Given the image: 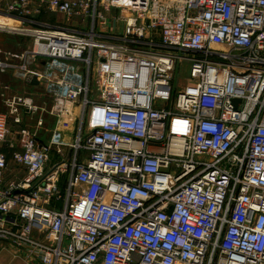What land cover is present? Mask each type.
Returning <instances> with one entry per match:
<instances>
[{"label": "built area", "instance_id": "built-area-1", "mask_svg": "<svg viewBox=\"0 0 264 264\" xmlns=\"http://www.w3.org/2000/svg\"><path fill=\"white\" fill-rule=\"evenodd\" d=\"M0 16L31 40L0 49L19 84L0 144L10 119L34 122L21 180L4 184L0 153L1 243L34 264H264V0H12Z\"/></svg>", "mask_w": 264, "mask_h": 264}, {"label": "crops", "instance_id": "crops-1", "mask_svg": "<svg viewBox=\"0 0 264 264\" xmlns=\"http://www.w3.org/2000/svg\"><path fill=\"white\" fill-rule=\"evenodd\" d=\"M11 1L12 0H0V10H6L9 7ZM0 24L11 25V26L13 25L12 22H10L7 19H4L1 16H0ZM15 37H19V36L15 34H11V33L0 32V49L3 52L9 51L15 55H19L22 51H19V52L16 51L15 43L12 41L7 42L8 39H12ZM13 82L14 81L11 79V76L9 74H0V105H1L0 110L4 108V111H5V107L2 104V98H1V93L3 91L4 86L7 84H10L12 91H14L13 92L14 94L19 89V86H18L19 84H16L15 82L14 83ZM10 94L12 93L10 92ZM4 111H0V112H4ZM32 129H34V126H32ZM70 130H72V126H70ZM47 131L48 129H45L43 132L47 133ZM19 134L20 133H16V136L14 137L10 136L9 143L7 145L0 144V153L5 154L8 160V168L3 174L5 185H8L11 182H17L25 176V170L22 167L16 165L14 161L12 160V152L19 151L21 149ZM44 136L47 137V135H44ZM0 245L7 246V249H3V251L0 252V255H2L3 253H6L5 255L10 257L11 264H34V262H28L26 260L24 253L16 249L15 247H12L8 244L1 243V242H0Z\"/></svg>", "mask_w": 264, "mask_h": 264}, {"label": "rangeland", "instance_id": "rangeland-1", "mask_svg": "<svg viewBox=\"0 0 264 264\" xmlns=\"http://www.w3.org/2000/svg\"><path fill=\"white\" fill-rule=\"evenodd\" d=\"M46 18V17H45ZM50 19V20H49ZM47 21H50L52 23H61V24H68L66 18L62 14L52 15L50 18H47ZM7 41V39H6ZM14 42L16 51H24L31 45V40L29 38L25 37H15L12 39H8L7 42ZM12 51V50H10ZM188 76V68L185 65L181 66L180 71L177 70L174 76V85L179 86L185 82V79H187ZM30 89H33V87H30ZM35 90V89H33ZM1 107V105H0ZM0 111H4V108ZM5 112V111H4ZM54 124V119L51 117L47 118V127L46 129H49V126ZM32 126H34V122L31 121H25V123L22 126L14 125L12 122V119L9 120V130H10V136L14 137L16 136V133H20L22 131H28L33 130ZM66 134V138H70L72 136L70 128L68 130H64ZM3 249H7V246L0 245V252L3 251ZM6 253H3L0 255V264H11L10 263V257L5 255Z\"/></svg>", "mask_w": 264, "mask_h": 264}, {"label": "water", "instance_id": "water-1", "mask_svg": "<svg viewBox=\"0 0 264 264\" xmlns=\"http://www.w3.org/2000/svg\"><path fill=\"white\" fill-rule=\"evenodd\" d=\"M31 84H32V85H37V84H38V83H37V80L33 79V80L31 81ZM236 103H238V101H237V100H234V101H233V104L236 105Z\"/></svg>", "mask_w": 264, "mask_h": 264}]
</instances>
